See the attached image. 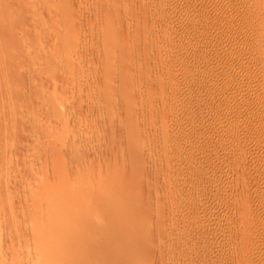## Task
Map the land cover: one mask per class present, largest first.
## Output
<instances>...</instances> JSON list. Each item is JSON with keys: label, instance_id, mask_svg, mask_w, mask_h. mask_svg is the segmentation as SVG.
Returning a JSON list of instances; mask_svg holds the SVG:
<instances>
[{"label": "rangeland", "instance_id": "374dc122", "mask_svg": "<svg viewBox=\"0 0 264 264\" xmlns=\"http://www.w3.org/2000/svg\"><path fill=\"white\" fill-rule=\"evenodd\" d=\"M262 5L0 0V264H264Z\"/></svg>", "mask_w": 264, "mask_h": 264}, {"label": "bare ground", "instance_id": "6f19581e", "mask_svg": "<svg viewBox=\"0 0 264 264\" xmlns=\"http://www.w3.org/2000/svg\"><path fill=\"white\" fill-rule=\"evenodd\" d=\"M259 1H260V0H259ZM261 2H262V1H261ZM258 3H260V2H258ZM255 4H256V3H255ZM262 4H263V3H262ZM252 5H253V3H252ZM260 5H261V4H260ZM250 6H251V5H250ZM258 6H259V4H258ZM262 6H263V5H262ZM254 7H255V6H254ZM254 7H253V9H254ZM256 7H257V5H256ZM259 7H260V6H259ZM259 7H258V8H259ZM263 7H264V6H263ZM63 8H64V7H63ZM244 8H245V7H244ZM59 9H60V8H59ZM59 9H58V10H59ZM64 9H65V11H64V12L62 11V12L60 13V11H61V10H64ZM64 9H61L60 11H58L59 14H63V13L65 14V12L67 11V9H66V8H64ZM68 9H69V8H68ZM253 9H252V10H253ZM235 10H236V9H235ZM231 11H232V10H231ZM247 11H248V10H247ZM249 11H250V10H249ZM236 12H237V11H236ZM250 12H251V11H250ZM251 13H252V12H251ZM59 14H58V15H59ZM234 14H235V12H234ZM248 14H249V13H248ZM227 15H228V14H227ZM226 17H227V16H226ZM105 18H106V17H105ZM227 18L229 19L230 16L228 15ZM231 18H232V17H231ZM225 19H226V18H225ZM253 20H254V19H253ZM255 20H256V19H255ZM109 21H110V20H109ZM113 21H114V19H113ZM217 21H218V20H217ZM115 22H116V21H115ZM257 22H258V21H257ZM115 24H116V23H115ZM254 24H255V23H254ZM259 24H261V23H259ZM118 25H120V24H118ZM155 25H156V24H155ZM158 25H159V24H158ZM262 25H264V24H262ZM253 26H254V25H253ZM256 26H257V25H256ZM256 26H255V27H256ZM258 26H259V25H258ZM117 27H118V26H117ZM119 27H120V26H119ZM255 27H254V28H255ZM259 28H260V27H259ZM116 30H117V29H116V27H115V31H116ZM119 30H120V29H119ZM255 30H256V29H255ZM257 30H259V29H257ZM262 30H263V29H262ZM165 31H166V30H165ZM250 31H251V30H250ZM253 31H254V30H253ZM259 31H260V30H259ZM61 32H62V31H61ZM261 32H263V31H261ZM63 33H64V32H63ZM253 33H254V32H253ZM259 33H260V32H259ZM113 34H114V33H113ZM119 34H120V33H119ZM169 34H170V33H169ZM62 35H63V34H62ZM63 36H64V35H63ZM57 37H58V36H57ZM69 37H70V36H69ZM121 37H123V36H121ZM60 38H61V36H60ZM116 38H117V37H116ZM119 38H120V37H119ZM192 38H193V37H192ZM65 40H66V39H65ZM192 42H193V41H192ZM250 45H252V44H250ZM263 47H264V46H263ZM110 48H111V47H110ZM160 48H162V47H160ZM165 48H166V47H165ZM165 48H164V49H165ZM170 48H171V47H170ZM258 48H259V47H258ZM261 48H262V47H261ZM86 49H87V48H86ZM111 49H112V48H111ZM168 49H169V48H168ZM252 49H254V48H252ZM252 49H251V50H252ZM257 50H258V49H257ZM59 51H60V50H59ZM173 51H174V50H173ZM260 51H261V50H260ZM132 52H133V51H132ZM247 52H248V50H247ZM253 52H254V51H253ZM257 52H258V51H257ZM261 52H262V51H261ZM263 52H264V51H263ZM102 53H103V52H102ZM158 53H159V52H158ZM162 53H163V52H162ZM254 53H255V52H254ZM59 55H60V54H59ZM66 55H67V54H66ZM78 56H79V55H78ZM132 56H133V55H132ZM154 56H155V55H154ZM158 56H159V55H158ZM252 56H253V55H252ZM246 57H247V56H246ZM246 57H245V58H246ZM250 57H251V56H250ZM69 58H70V57H69ZM160 58H161V57H160ZM259 58H260V57H259ZM89 59H90V58H89ZM162 59H164V58H162ZM246 59H247V58H246ZM246 59H245V60H246ZM72 60H73V59H72ZM117 60H118V59H117ZM150 60H151V59H150ZM263 60H264V59H263ZM248 61H249V60H248ZM248 61H247V62H248ZM260 61H261V60H260ZM260 61H259V62H260ZM67 62H68V64L70 63V64H69L70 66H71V65H74V62H73V64H71V63H72L71 61H67ZM162 62H163V61H162ZM236 63H237V62H236ZM263 63H264V62H263ZM89 64H90V63H89ZM170 64H171V63H170ZM247 64H248V63H247ZM159 65H160V64H159ZM162 65H163V63H162ZM166 65H167V64H166ZM116 66H117V65H116ZM244 66H245V65H244ZM90 67H91V66H90ZM232 67H233V66H232ZM68 68H69V67H68ZM108 68H109V67H108ZM156 68H157V67H156ZM159 68H160V66H159ZM230 68H231V67H230ZM237 68H238V67H237ZM243 68H244V67H243ZM129 69H130V68H129ZM151 69H152V68H151ZM233 69H235V68H233ZM156 70H157V69H156ZM162 70H163V69H162ZM201 70H202V69H201ZM56 71H57V70H56ZM198 71H199V70H198ZM256 71H257V70H256ZM87 72H88V71H87ZM160 72H161V71H160ZM199 72H200V71H199ZM228 72H229V71H228ZM228 72H227V73H228ZM251 72H252V71H251ZM259 72H260V71H259ZM223 73H224V72H223ZM53 74H54V73H53ZM84 74H85V73H84ZM156 74H157V73H156ZM162 74H163V73H162ZM184 74H185V73H184ZM186 74H187V73H186ZM229 74H230V73H229ZM90 75H91V73H90ZM92 75H93V74H92ZM95 75H97V73H96ZM176 75H177V74H176ZM195 75H196V73H195ZM201 75H202V73H201ZM224 75L226 76V74H224ZM250 75H251V74H250ZM256 75H257V74H256ZM97 76H98V75H97ZM208 76H209V75H208ZM220 76H221V75H220ZM258 76H259V74H258ZM81 77H83V76H81ZM87 77H88V76H87ZM89 77H90V76H89ZM186 77H187V76H186ZM192 77H193V76H192ZM228 77H229V76H228ZM231 77H232V75H231ZM83 78H85V77H83ZM90 78H91V77H90ZM189 78H190V77H189ZM193 78H194V77H193ZM198 78H199V76H198ZM221 78H222V77H221ZM262 78H263V77H262ZM81 79H82V78H81ZM186 79H187V78H186ZM186 79H185V80H186ZM229 79H230V78H229ZM231 79H232V78H231ZM250 79H251V78H250ZM137 80H138V79H137ZM183 80H184V79H183ZM188 80H189V79H188ZM188 80H187V81H188ZM193 80H194V79H193ZM202 80H203V79H202ZM259 80H260V78H259ZM83 81H84V80H83ZM88 81H90V80H88ZM93 81H95V80H94V77H93ZM165 81H166V80H165ZM85 82H86V81H85ZM110 82H111V81H110ZM258 82H259V81H258ZM80 83H82V81H81ZM165 83H166V82H165ZM171 83H172V82H171ZM194 83H195V81H194ZM228 83H229V82H228ZM235 84H236V83H235ZM78 85H79V84H78ZM108 85H109V84H108ZM108 85H107V86H108ZM240 85H241V84H240ZM82 86H83V85H82ZM82 86H81V87H82ZM85 86H86V85H85ZM85 86H84V88H85ZM105 86H106V85H105ZM171 86H172V85H171ZM196 86H197V85H196ZM79 87H80V86H79ZM81 87H80V88H81ZM89 87H90V86H89ZM154 87H155V86H154ZM158 87H159V86H158ZM90 88H91V87H90ZM171 88H172V87H171ZM176 88H178V87H176ZM87 89H88V88H87ZM91 89H92V88H91ZM124 89H125V88H124ZM174 89H175V88H174ZM105 90H106V89H105ZM172 90H173V89H172ZM80 91H81V90H80ZM85 91H86V90H85ZM85 91H84V92H85ZM152 91H153V90H152ZM86 92H88V91H86ZM81 93H82V91H81ZM153 93H154V92H153ZM161 93H162V92H161ZM164 93H165V92H164ZM177 93H178V92H177ZM82 94H83V93H82ZM167 95H168V94H167ZM156 96H157V95H156ZM161 96H162V95H161ZM171 96H172V95H171ZM81 97H82V96H81ZM111 97H113V96H111ZM141 97H142V96H141ZM172 97H173V96H172ZM186 97H187V96H186ZM151 98H152V97H151ZM173 98H174V97H173ZM133 99H134V98H133ZM81 100H83V99H81ZM113 100H114V99H113ZM129 100H130V99H129ZM158 100H159V99H158ZM91 101H92V100H91ZM93 101H94V100H93ZM126 101H127V100H126ZM104 102H107V101L105 100ZM116 102H117V101H116ZM129 102H130V101H129ZM108 103H109V102H108ZM110 103H111V101H110ZM127 103H128V102H127ZM134 103H135V102H134ZM100 104H101V103H100ZM100 104H99V105H100ZM102 104H103V103H102ZM102 104H101V105H102ZM97 105H98V104H97ZM103 106H104V105H103ZM171 106H172V105H171ZM222 106H223V105H222ZM163 107H164V106H163ZM224 107H225V105H224ZM231 107H232V106H231ZM109 108H110V107H109ZM128 108H130V107H128ZM131 108H132V107H131ZM173 108H174V107H173ZM177 108H178V107H177ZM211 109H212V107H211ZM240 109H242V108H240ZM263 109H264V108H263ZM164 111H165V110H164ZM215 111H216V110H215ZM240 111H241V110H240ZM242 111H243V110H242ZM126 112H127V111H126ZM253 112H254V111H253ZM259 112H260V111H259ZM148 114H149V113H148ZM166 114H167V113H166ZM183 114H184V113H183ZM209 114H210V113H209ZM241 114H242V113H241ZM254 114H255V113H254ZM154 115H155V114H154ZM177 115H178V114H177ZM211 115H212V114H211ZM215 115H216V114H214V116H215ZM192 116H193V115H192ZM221 116H222V115H221ZM188 117H189V116H188ZM194 117H195V116H194ZM148 118H149V117H148ZM163 118H164V117H163ZM179 118H180V117H179ZM182 118H183V117H182ZM222 118H223V117H222ZM107 119H108V118H107ZM154 119H155V117H154ZM111 120H112V119L108 120V123H109ZM171 120H172V118H171ZM199 120H200V119H199ZM181 121H183V120H181ZM185 121H186V120H185ZM192 121H193V120H192ZM111 122H112V121H111ZM114 122H115V121H114ZM171 122H174V121H171ZM112 123H113V122H112ZM168 123H170V121H169ZM113 124H114V123H113ZM163 125H164V124H163ZM169 125H171V124H169ZM156 126H157V125H156ZM136 127H137V126H136ZM225 128H226V127H225ZM227 129H228V128H227ZM137 130H138V129H137ZM235 130H236V129H235ZM133 131H134V130H133ZM160 131H161V130H160ZM166 131H167V130H166ZM224 131H225V130H224ZM236 131H237V130H236ZM126 132H127V131H126ZM129 133H130V132H129ZM133 133H134V132H133ZM167 133H168V132H167ZM142 134H143V133H142ZM231 134H232V133H231ZM231 134H230V135H231ZM165 135H166V134H165ZM232 135H233V134H232ZM111 137H112V136H111ZM141 137H142V136H141ZM88 138H89V137H88ZM81 139H82V138H81ZM89 139H90V138H89ZM91 139H92V137H91ZM150 139H151V138H150ZM80 141H81V140H79V142H80ZM97 141H98V140H97ZM160 141H161V140H160ZM162 141H163V140H162ZM84 142H85V141H84ZM79 144H80V143H79ZM228 146H229V145H228ZM236 148H237V147H236ZM224 152H225V151H224ZM230 153H231V152H230ZM221 154H222V153H221ZM218 157H220V156H218ZM236 157H237V156H236ZM226 158H227V157H226ZM240 158H241V157H240ZM80 159H82V158H80ZM238 159H239V158H238ZM78 160H79V159H78ZM82 160H83V159H82ZM222 160H223V159H222ZM240 160H241V159H240ZM89 161H90V160H89ZM98 161H99V160H98ZM225 161H226V160H225ZM78 162H79V161H78ZM82 162H83V161H82ZM227 162H228V160H227ZM232 162H233V161H232ZM96 163H97V161H96ZM80 164H82V163H80ZM92 164H93V163H92ZM226 164H227V163H226ZM234 164H235V163H234ZM77 165H78V164H77ZM86 165H87V164H86ZM222 165H223V164H222ZM227 165H228V164H227ZM229 165H230V164H229ZM81 166H82V165H81ZM214 166H215V165H214ZM86 167H87V166H86ZM91 167H92V166H91ZM210 167H211V166H210ZM212 168H213V167H212ZM217 168H218V167H217ZM233 168H234V167H233ZM221 169H222V168H221ZM227 169H228V168H227ZM235 169H236V168H235ZM86 170H87V169H86ZM89 170H90V169H89ZM218 170H219V169H218ZM87 171H88V170H87ZM215 171H216V170H215ZM221 172H222V171H221ZM227 173H228V172H227ZM217 176H218V175H217ZM230 177H231V176H230ZM241 177H242V176H241ZM251 177H252V176H251ZM233 178H234V177H233ZM244 178H246V177H244ZM235 179H236V178H235ZM242 179H243V178H242ZM248 179H249V178H248ZM248 179H247V180H248ZM251 179H252V178H251ZM229 180H230V179H229ZM240 180H241V179H240ZM249 180H250V179H249ZM215 181H216V180H215ZM243 181H244V180H243ZM81 182H82V181H81ZM106 182H107V181H106ZM250 182H251V181H250ZM76 183H77V182H76ZM82 183H83V182H82ZM107 183H108V182H107ZM201 183H202V182H201ZM243 183H245V181H244ZM110 184H111V183H110ZM110 184H107V185H110ZM202 184H203V183H202ZM78 185H79V184H78ZM81 185H82V184H81ZM238 185H239V184H238ZM257 185H258V184H257ZM260 185H261V184H260ZM76 186H77V185H76ZM96 186H97V185H96ZM99 186H100V185H99ZM103 186H104V185H103ZM103 186H102V187H103ZM120 186H121V185H120ZM79 187H80V186H79ZM85 187H87V185H86ZM110 187H111V186H110ZM116 187H117V186H115V189H116ZM206 187H207V186H206ZM46 188H47V187H46ZM48 188H49V187H48ZM75 188H76V187H75ZM112 188H114V187H112ZM118 188H119V186L117 187V189H118ZM121 188H122V187H121ZM121 188H119L118 190H121ZM123 188H124V187H123ZM123 188H122V190H123ZM242 188H243V187H242ZM242 188H241V189H242ZM261 188H262V187H261ZM41 189H42L43 192H40V190H39L37 193H39V194H43V193L45 192V190H46L45 187H43V188H41ZM103 189H104V188H103ZM105 189H107V188H105ZM105 189H104V190H105ZM117 189H116V190H117ZM234 190H235V189H234ZM244 190H246V189H244ZM248 190H249V189H248ZM98 191H99V189H98ZM111 191L115 192L114 189H113V190L111 189ZM104 192H105V191H104ZM118 192L120 193V191H118ZM227 192H228V191H227ZM247 192H248V191H247ZM45 193H46V192H45ZM98 193L101 194L102 192L99 191ZM221 193H222V192H221ZM46 194H47V193H46ZM99 194H98V195H99ZM103 194H104V193H103ZM110 194H114V193H111V192H110ZM101 195H102V194H101ZM108 195H109V194H108ZM119 195H120V194H119ZM239 195H240V194H239ZM251 195H252V194H251ZM39 196H40V195H39ZM41 196H42V195H41ZM112 196H113V195H112ZM112 196H111V197H112ZM115 196H118V195H117V192L115 193ZM120 196H121V195H120ZM245 196H246V195H245ZM228 197H229V196H228ZM248 197H249V196H248ZM118 198H119V196H118ZM121 198H122V197H121ZM231 198H232V197H231ZM235 198H236V197H235ZM244 198H245V197H244ZM113 199H116V198H114V196H113V198L110 199V200H113ZM241 199H242V198H241ZM246 199H247V198H245L244 201H245ZM110 200H109V202H110ZM116 200H117V199H116ZM107 202H108V201H107ZM107 202H106L105 204H107ZM111 202H113V201H111ZM111 202H110V203H111ZM114 202H115V201H114ZM101 203H102V202H101ZM227 203H228V202H227ZM246 203H247V202H246ZM89 204H90V202H88V205H89ZM105 204H104V205H105ZM108 204H109V203H108ZM114 204H115V203H114ZM126 204H127V203H126ZM235 204H236V203H235ZM86 205H87V204H86ZM102 205H103V204H102ZM102 205H101V206H102ZM104 205H103L102 207L105 208ZM110 205H111V204H110ZM115 205H117V203H116ZM257 205H258V204H257ZM61 206H62V205H61ZM101 206H98V207H99L100 209H102ZM106 206H107V205H106ZM119 206H120V205H119ZM84 207H85V205H84ZM89 207H90L91 210L96 211V213L98 212V210H97V208H96L95 206H92L93 208H91V204H90L89 206H87L85 209L91 211L90 209H88ZM94 207H95L96 209H95ZM112 207H113V206H112ZM115 207H117V206H115ZM224 207H225V206H224ZM109 208H111V207H109ZM120 208H122V207H120ZM120 208H117V211H118V209H120ZM259 208H260V207H259ZM59 209H60V208H59ZM62 209H63V208H62ZM73 209H74V208H73ZM75 209H76V208H75ZM100 209H99V210H100ZM105 209H106V208H105ZM125 209H126V207H125ZM125 209L122 208L121 210L127 211V210H125ZM60 210H61V209H60ZM81 210H83V209L80 208V211H81ZM87 210H86V212L89 213V211H87ZM103 210H104V209H103ZM106 210H107V209H106ZM106 210H104V211L100 210V211H102V212H108V215H110V213L113 215L114 212L112 213V212H109V211H106ZM108 210H113V209H108ZM227 210H228V209H227ZM100 211H99V212H100ZM119 211H120V210H119ZM48 212L50 213V211H48ZM55 212H56V210H55ZM75 212H76V211H75ZM83 212L85 213V210H83ZM99 212H98V213H99ZM73 213H74V212H73ZM88 213H85V214H87L85 217H87L88 215H90V214H88ZM116 213H117L118 216L120 215V214H118V212H116ZM122 213H123V211L121 212V214H122ZM127 213H128V212H127ZM127 213H126V214H127ZM47 214H48V213H47ZM47 214H46V215H47ZM52 214H54V212H53ZM52 214H50V215L53 216ZM61 214H63V213H60V215H61ZM77 214H78V215H77ZM91 214H93L92 211H91ZM104 214H105V213H104ZM106 214H107V213H106ZM126 214L124 213L123 215L126 216ZM60 215H59V216L56 215V216L59 217V223H61L60 221H61L62 219H63V220L65 219V218H63V217L66 216L67 214H66V215L63 214V216L61 217V220H60ZM71 215H72V214H71ZM74 215H75V214H74ZM80 215H82V214H80ZM83 215H84V214H83ZM94 215H95V214H94ZM96 215H97V214H96ZM101 215H102V214L100 213V214L98 215V217H100ZM114 215H115V217L118 218V216H116L115 213H114ZM114 215H113V216H114ZM123 215H121V216L123 217ZM48 216H49V214H48ZM76 216H78V218L80 217L78 211H77L75 217L73 216V217L71 218V216H70V218H71L72 220H74V218H77ZM113 216H112V217H113ZM121 216H119V217H121ZM46 217H47V216H46ZM53 217H54V219L52 218L51 220H54V221H55L56 218H55V216H53ZM67 217L69 218L68 215L66 216V218H67ZM81 217H82V216H81ZM81 217H80V218H81ZM90 217H91V216H90ZM94 217H95V216H94ZM94 217H92V218H94ZM96 217H97V216H96ZM96 217H95L94 219H97V218H98V217H97V218H96ZM102 217H104V219H105V217H106V219H107V216H102ZM115 217L112 218V219L115 220V219H116ZM42 218H43V217H42ZM78 218H77L76 220H74V221H72V220L69 219V220L71 221L70 223H69V221H68L69 226H70L71 223H73L72 227L74 226L76 230L81 229L80 227L78 228V227L76 226V223H77V225L79 224L78 221L80 220V218H79V219H78ZM123 218H124V217H123ZM207 218H208V217H207ZM100 219H101V217L99 218V221H100ZM124 219H125V218H124ZM126 219H127V218H126ZM40 220H41V219H40ZM40 220H38V221H39V222L43 221V219H42L41 221H40ZM44 220H45V219H44ZM47 220H48V219H47ZM47 220H46V221H47ZM51 220H50V221H51ZM101 220H102V219H101ZM109 220H110V219H109ZM114 220H113V222H114ZM118 220H120V218L117 219V223H118ZM122 220H123V219H122ZM195 220H196V219H195ZM48 221H49V220H48ZM48 221H47V223H48ZM80 221H81V220H80ZM93 221H97L96 223L99 224L98 219H97V220H92V222H93ZM120 221H121V220H120ZM120 221H119V222H120ZM205 221H206V219H205ZM39 222H37V223H38L37 226L39 227V229H41L40 232H42L41 235H42L43 237H42V236H39L38 238L42 237V238H40V239H43V238L45 239V237L47 236V235H45V234H48V232L45 233L44 230H42V228L44 227L47 231H49V235L46 237V239H45L46 241L43 239L44 241L42 240V242L45 243V244L48 242L47 244H49V240L52 241V239H51V237H50V236H52V235H50V234H53V236H54V234H55V233H52V232L50 233V231H51L50 227H52L53 224L50 226V225L47 224V223H45L46 225H45L44 223H43V224L40 223V224H41V225H40ZM43 222H45V221H43ZM56 222H57V221H56ZM74 222H75V223H74ZM92 222H91V223H92ZM101 222H102V221H101ZM104 222H105V220H104ZM109 222H111V220H110ZM115 222H116V221H115ZM115 222H114V223H115ZM127 222H129V221L127 220ZM127 222H125V223H127ZM134 222H135V221H134ZM199 222H200V221H199ZM59 223H57V225H58ZM64 223H65V221H64ZM68 223H67V224H68ZM96 223H95V225H97ZM114 223H112V225H114ZM130 223L132 224V222H130ZM130 223H128V224L131 225ZM208 223H209V222H208ZM0 224H1V223H0ZM67 224H66V225H67ZM74 224H75V225H74ZM107 224H108V220H107ZM107 224H105V223H103V222L101 223L100 226H102V227H100V228H103L104 225H105L106 228L101 229V230H104V232L102 231V233H101V237L96 236V237H97V240H98V238H99V239L102 241V243L100 244V243H99L100 241L98 240V241H99L98 244L100 245L99 247H101L100 249H102L103 244H107L106 242L103 243V241H107L106 237L109 238V235H112V236H113V234H112L111 231H113V230L116 229V228H114V227H111V225L109 226V224H110V223H109L108 226L112 229V230H110V228L107 226ZM122 224H123V223H122ZM122 224H121V225H122ZM128 224H124V225H125V226H126V225L128 226ZM133 224H134V223H133ZM1 225H2V224H1ZM42 225H43V226H42ZM79 225H80V224H79ZM87 225H88V224H87ZM93 225H94V223H93ZM95 225H94V226H95ZM115 225H116V224H115ZM136 225H137V223H136ZM140 225H141V224H140ZM40 226H41V227H40ZM47 226H49L48 229H50V230L47 229ZM67 226H68V225H67ZM67 226H66V227H67ZM81 226H82V225H81ZM91 226H92V225H91ZM97 226H98V225H97ZM119 226H120V223H119ZM72 227H69V228H72ZM74 227L72 228L73 231H70V229H69L70 232L68 231V227H67V230H62V231L69 232L68 234H67L66 232H63L64 234L66 233L67 235L65 234L66 236L64 235V236L62 237L61 235H62L63 233L60 235L59 231H60L61 229H60V227L58 226V228H59L60 230L58 231V233H57L56 235H60V236H61V239H62V238L64 239L65 237L70 236L71 233L76 234V232L74 231ZM76 227H77L78 229H77ZM107 227H108V228H107ZM262 227H263V226H262ZM2 228H3V227H2ZM12 228H14V227H12ZM44 228H43V229H44ZM58 228H55V230H57ZM64 228H65V227H64ZM64 228H63V229H64ZM83 228H84V227H83ZM100 228H99V226H98L97 229H100ZM113 228H114V229H113ZM121 228H122V227H121ZM123 228H124V227H123ZM123 228H122V229H123ZM127 228H128V227H127ZM258 228H259V227H258ZM65 229H66V228H65ZM94 229H95V228H94ZM108 229H109V230H108ZM118 229H120V228H118ZM118 229L115 230V233L117 232ZM122 229H121L120 231H125L126 233L128 232L127 229H125V230H122ZM128 229H129V228H128ZM7 230H8V229H7ZM13 230H14V229H13ZM46 230H45V231H46ZM81 230H82V229H81ZM95 230H96V229H95ZM101 230H100V231H101ZM106 230H107V231H110L111 234H109V232H107ZM84 231H85V230H84ZM129 231H130V230H129ZM10 232H12V231H11V228H10ZM14 232H15V231H14ZM43 232H44V235H43ZM125 232H124V234H126ZM242 232H243V231H242ZM16 233H17V232H16ZM105 233H107V235H108V234H109V235L107 236V235H105ZM129 233H130V232H129ZM252 233H253V232H252ZM263 233H264V230H263ZM3 234H4V233H3ZM102 234L105 235L106 237H103ZM120 234H121V233H120ZM242 234H243V233H242ZM247 234H248V233H247ZM127 235H128V234H127ZM131 235H132V234H131ZM257 235H258V234H257ZM257 235H256V236H257ZM13 236H15L14 239L12 238V235H11L10 237L12 238V240H15L17 234L14 233ZM53 236H52V237H53ZM99 236H100V235H99ZM117 236H118V235H117ZM117 236H116V237H117ZM120 236H121V235H120ZM122 236H123V235H122ZM124 236H125V235H124ZM48 237H50V238H48ZM75 237H76V236H75ZM93 237H94V236H93ZM96 237H94V238H96ZM102 237L104 238V240H102V239H103ZM113 237H115V236H113ZM131 237H132V236H131ZM254 237H255V236H254ZM261 237H262V236H261ZM38 238H37V239H38ZM47 238L49 239L48 241H47ZM58 238H59V240H61L59 236H58ZM58 238H57V236H56V239H54V237H53V240L56 241V240H58ZM101 238H102V239H101ZM125 238H129V237L126 236ZM125 238H124V241H120V243H121V242H126V243H127V241H129V240L131 239V238H129V240L126 241ZM170 238H171V237H170ZM259 238H260V236H259ZM7 239H8V238H7ZM92 239H93V238H91L90 240H92ZM118 239H119V238H118ZM261 239H262V238H261ZM17 240H18V238H17ZM29 240H30V239H29ZM95 240H96V239H95ZM122 240H123V239H122ZM232 240H233V239H232ZM256 240H257V239H256ZM259 240H260V239H259ZM216 241H217V240H216ZM52 242H54V241H52ZM85 242H86V241H85ZM88 242L90 243V241H88ZM93 242H95L94 239H93ZM93 242H92V243H93ZM107 242H108V241H107ZM109 242H110V241H109ZM130 242H131V241H130ZM130 242H129V243H130ZM132 242H134V241H132ZM140 242H141V241H140ZM230 242H231V241H230ZM254 242H255V241H254ZM256 242H257V241H256ZM69 243H73V242L71 241V242H69ZM92 243H91V244H92ZM96 243H97V242H96ZM120 243H119V244H120ZM126 243H124V244H126ZM94 244H95V243H94ZM137 244L140 245V243H137ZM137 244L135 243V245H137ZM88 245H89V247H88V248H89L88 251H89V250L92 249L93 247L90 248V246H92V245H90V244H88ZM88 245H87V246H88ZM107 245H108V244H107ZM109 245H110V244H109ZM130 245H132V244H130ZM69 246H70V245H69ZM85 246H86V245H85ZM93 246H94V245H93ZM96 246H98V245H97V244L95 245V247H94L95 249L98 248V247L96 248ZM120 246H122V244H120ZM128 246H129V245L126 244V245L124 246L125 249H127L126 247H128ZM132 246H133V245H132ZM132 246H129V247H132ZM12 247H13V246H12ZM103 247H104V246H103ZM116 247H117V249H119V246H116ZM138 247L140 248V246H138ZM259 247H260V246H259ZM261 247H262V246H261ZM263 247H264V246H263ZM0 248H1V247H0ZM62 248H63V247H62ZM68 248H69V247H68ZM94 248H93V249H94ZM109 248H110V247H109ZM114 248H115V247H113V249H112L113 251H114ZM122 248H123V246H122ZM12 249H13V248H12ZM72 249H73V247H72ZM125 249H123V250H125ZM132 249H133V250H130V252H131L132 254H135V255H136L137 252L141 253V252L139 251L138 248L135 249V248L132 247ZM134 249H135V250H134ZM216 249H217V248H216ZM10 250H11V249H10ZM84 250H85V249H84ZM105 250H108V249H106V246H105ZM115 250H116V248H115ZM120 250H121V249H119V253H120ZM136 250H138V251L136 252ZM259 250H260V249H258V252H259ZM262 250H263V249H262ZM67 251H68V250H67ZM86 251H87V250H86ZM88 251H87V252H88ZM90 251H91V250H90ZM90 251H89V252H90ZM92 251H93V250H92ZM113 251H112V252H113ZM116 251H117V250H116ZM116 251H114V252L117 253ZM128 251H129V250H128ZM134 251H135L136 253H134ZM214 251H215V250H214ZM60 252H61V251H60ZM63 252H64V250H63ZM105 252H106V251H104V253H105ZM125 252H126V253H125ZM262 252H263V251H262ZM262 252H261V253H262ZM108 253H109L110 256H111V252H107L105 258L108 257V255H109ZM115 253H112V254H115ZM121 253L123 254V252H121ZM124 253L127 254V251H124ZM131 253L128 254L129 256L127 255L128 257H127L126 255H125V256H126L127 258H130V257L132 256ZM139 253H138V254H139ZM222 253H223V252H222ZM259 253H260V252H259ZM138 254H137V255H138ZM77 255H78V254H77ZM118 255H119V254H117V256H118ZM258 255H259V254H258ZM79 256H80V255H79ZM82 256H83V255H82ZM120 256H121V255H120ZM125 256H124V258H125V260H126V257H125ZM139 256H140V255H139ZM103 257H104V255L102 256V258H103ZM114 257H115V256H114ZM134 257H136V259H138V261H139V258H138L137 256H134ZM260 257H261V256H260ZM97 258H98V257H97ZM102 258H101V259H102ZM108 258H109V257H108ZM111 258H113V257H111ZM118 258H119V256H118ZM120 258H123V257H120ZM226 258H227V257H226ZM226 258H225V259H226ZM235 258H236V257H235ZM261 258H262V257H261ZM99 259H100V258H99ZM116 259H117V258H116ZM130 259H132V257H131ZM130 259H128V260L130 261ZM134 259H135V258H133V260H134ZM136 259H135V260H136ZM222 259H223V258H222ZM227 259H228V258H227ZM257 259H258V258H257ZM259 259H260V258H259ZM81 260H82V258H81ZM95 260H96V259H95ZM97 260H98V259H97ZM105 260H106V259H105ZM105 260H104V261H105ZM108 260H109V259H108ZM122 260H123V259H122ZM122 260H120V261L117 260V261H118V263H119V262H122ZM128 260H127V261H128ZM92 261H94V260H92ZM101 261H102V260H101ZM127 261H125V264H127ZM129 261H128V263L131 264ZM263 261H264V260H263ZM263 261H262V262H263ZM98 262H99V261H98ZM115 262H116V261H115ZM123 262H124V261H123ZM133 262H134V261H133ZM136 262H137V261H136ZM84 263H85V262H84ZM96 263H97V262H96ZM102 263H103V262H101V264H102ZM107 263H108V262H107ZM139 263H140V261H139ZM139 263H138V264H139ZM97 264H98V263H97ZM99 264H100V262H99ZM103 264H106V263H103ZM108 264H109V263H108ZM112 264H113V263H112ZM119 264H120V263H119ZM122 264H123V263H122ZM132 264H135V263H132ZM140 264H141V263H140ZM190 264H191V263H190ZM229 264H230V263H229ZM233 264H234V263H233Z\"/></svg>", "mask_w": 264, "mask_h": 264}]
</instances>
